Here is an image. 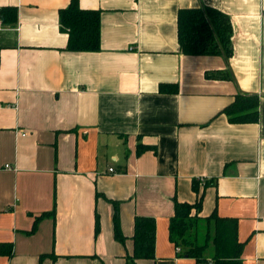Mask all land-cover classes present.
<instances>
[{"label":"crops","instance_id":"obj_1","mask_svg":"<svg viewBox=\"0 0 264 264\" xmlns=\"http://www.w3.org/2000/svg\"><path fill=\"white\" fill-rule=\"evenodd\" d=\"M69 2L0 0L16 10L0 17V264H126L136 215L155 220L136 264H212L169 239L193 180L202 216L236 220L242 264H264V0H78L99 11L96 51L66 49ZM201 5L230 17V58L180 50L178 10ZM237 93L257 95L256 122H229Z\"/></svg>","mask_w":264,"mask_h":264},{"label":"trees","instance_id":"obj_2","mask_svg":"<svg viewBox=\"0 0 264 264\" xmlns=\"http://www.w3.org/2000/svg\"><path fill=\"white\" fill-rule=\"evenodd\" d=\"M13 16V17H12ZM0 17L16 18L13 7L0 9ZM60 29L67 33L66 49L70 51H96L100 48L99 11L82 9L78 0H70L69 5L59 11ZM232 24L230 17L221 10L201 5L180 8L177 13V37L180 50L187 55H222L228 59L233 54ZM208 78L227 79L232 76L225 71L206 73ZM224 113L231 123L256 122L258 119V97L254 94L237 93L233 101L225 107ZM143 150L138 145L137 152ZM191 188L196 195L194 203L179 202L174 198V214L169 220V239L181 249L180 256L197 262L212 264H242L243 242L237 236L234 218L219 216L216 211L202 216L203 189L193 180ZM113 205V237L124 243L125 237L119 226L118 205ZM45 213L36 217L29 232L36 228V222ZM213 224V234L210 226ZM96 216L94 231L99 232ZM133 250L126 256V264H136L138 259L154 258L155 220L152 217L136 215L133 220ZM209 246L212 253L208 256Z\"/></svg>","mask_w":264,"mask_h":264},{"label":"built area","instance_id":"obj_3","mask_svg":"<svg viewBox=\"0 0 264 264\" xmlns=\"http://www.w3.org/2000/svg\"><path fill=\"white\" fill-rule=\"evenodd\" d=\"M109 170L112 171L111 168H110ZM180 250H181V249H180L178 246H176V251H177V252H180Z\"/></svg>","mask_w":264,"mask_h":264},{"label":"rangeland","instance_id":"obj_4","mask_svg":"<svg viewBox=\"0 0 264 264\" xmlns=\"http://www.w3.org/2000/svg\"><path fill=\"white\" fill-rule=\"evenodd\" d=\"M208 249H209V251H211V247H210V246H209V248H208Z\"/></svg>","mask_w":264,"mask_h":264}]
</instances>
